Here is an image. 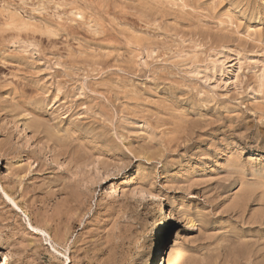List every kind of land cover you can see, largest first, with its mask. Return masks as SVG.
Listing matches in <instances>:
<instances>
[{"label": "rangeland", "instance_id": "374dc122", "mask_svg": "<svg viewBox=\"0 0 264 264\" xmlns=\"http://www.w3.org/2000/svg\"><path fill=\"white\" fill-rule=\"evenodd\" d=\"M165 236L167 264L264 255V0H0V264H158Z\"/></svg>", "mask_w": 264, "mask_h": 264}, {"label": "bare ground", "instance_id": "6f19581e", "mask_svg": "<svg viewBox=\"0 0 264 264\" xmlns=\"http://www.w3.org/2000/svg\"><path fill=\"white\" fill-rule=\"evenodd\" d=\"M37 125H38V124H37ZM37 125H36V126H37ZM52 136H54V135H52ZM59 137H60V136H59ZM44 138H46V137H44ZM75 138L77 139V137H75ZM64 139H65V138H64ZM68 139H69V138H68ZM49 140H50V139H49ZM49 140H47L48 143L50 142ZM65 140H66V139H65ZM61 141H62V139H61ZM61 141H60V142H61ZM72 141H76V140L73 139ZM55 142H56V141H55ZM57 142H59V141H57ZM57 142H56V143H57ZM65 142H67V141H65ZM68 142H70V140H69ZM67 144H68V143H65V145H67ZM77 144H78V143H77ZM57 145H58V144H57ZM60 145H61V143H60ZM60 145H59V146H60ZM62 145H63V144H62ZM65 145H64V146H65ZM75 145H76V144H75ZM75 145H74V146H75ZM79 145H80V144H79ZM56 147H58V146H56ZM62 147H63V146H62ZM67 147H68V145L66 146V148H67ZM77 147H78V146H77ZM83 147H84V146H83ZM60 148H61V146H60ZM66 148H65V149H66ZM68 148L70 149V147H68ZM71 148H72V146H71ZM58 149H59V148H58ZM63 149H64V148H63ZM81 149H82V147H81ZM81 149H80V150H81ZM85 149H89V150H90V148H85ZM67 150H68V149H67ZM73 150H74V149L72 148V151H73ZM82 150L84 151V149H82ZM53 151H54V150H53ZM60 151H61V153H62L64 150H60ZM69 151H70V150H69ZM72 151H71V152H72ZM83 151H82V152H83ZM50 152H51V151H50ZM65 152H67V153H71V152H68V151H65ZM65 152H64V153H65ZM74 152H75V151H74ZM82 152H81V153H82ZM87 152H88V151H87ZM61 153H60V154H61ZM75 153H76V152H75ZM85 153H86V152H85ZM85 153H84V154H85ZM90 153H91V152H90ZM90 153H89V154H90ZM52 154H53V153H52ZM89 154H88V155H89ZM91 154H92V153H91ZM93 154H94V153H93ZM55 155H56V153L54 154L53 159H55V158L57 159V157H55ZM57 155H58V154H57ZM57 155H56V156H57ZM64 155H65V154H64ZM67 155H68V154H67ZM75 155H76V154H74V156H75ZM77 155H78V154H77ZM52 156H53V155H52ZM52 156H51V157H52ZM59 156L62 157V155H59ZM59 156H58V159H59ZM65 156H66V155H65ZM68 156H69V155H68ZM107 157H108V156H107ZM66 158H67V156H66ZM83 158H84V157H83ZM67 159H68V158H67ZM69 159L72 160V158H70V157H69ZM69 159H68V160H69ZM79 159H80V158H79ZM85 159H86V157H85ZM91 159H92V157H91ZM108 159H109V158H108ZM82 160H83V159H82ZM89 160H90V156H89V158L87 157V161H89ZM78 161H79V160H78ZM85 161H86V160H85ZM95 161H97V160H95ZM95 161H94V162H95ZM69 162H70V161H69ZM71 162H72V161H71ZM71 162H70V164H72ZM89 162H90V161H89ZM94 162H93V163H94ZM80 163H84V164H85L84 160L81 161ZM80 163H79V165H80ZM86 163H87V162H86ZM75 164H76V163H74V165H75ZM60 165H62V164H60ZM76 165H77V164H76ZM79 165H78V166H79ZM87 165H88V164H87ZM87 165H86V166H87ZM66 166H67V165H66ZM66 166H65V167H66ZM80 166H81V165H80ZM82 166H83V164H82ZM69 167H70V166H69ZM69 167H68V169H69ZM76 167H77V166H76ZM71 168H72V166H71ZM83 168H84V167H83ZM73 169H74V167H73ZM77 169H78V168H77ZM65 170H66V168H65ZM71 170H72V169H71ZM79 170H81V169H79ZM236 170H237V169H236ZM236 170H235V171H236ZM68 171H69V170H68ZM72 171H73V170H72ZM81 171H82V170H81ZM69 172H70V171H69ZM69 172H68V173H69ZM76 172L79 173L78 171H76ZM70 173H72V172H70ZM77 173H76V174H77ZM237 173H238V172H237ZM70 175L74 178V176H73L74 174H70ZM79 175H80V174H79ZM79 175H78V176H79ZM256 175H257V174H256ZM75 176H76V175H75ZM65 177H66V176H65ZM67 177H68V180H69L70 177L68 176V174H67ZM259 177H260V176H259ZM75 178H76V177H75ZM75 178H74V179H75ZM59 179H62V178H59ZM70 179H71V178H70ZM262 179H263V178H262ZM56 180H58V179H56ZM64 180L66 181V178H65ZM76 180H77V179H76ZM78 180H79V179H78ZM80 180H81V179H80ZM59 181H60V180H59ZM70 181H73V180H70ZM81 181H82V180H81ZM261 181H262V180H261ZM75 182L77 183L78 181H75ZM262 182H263V181H262ZM56 183H57V182H56ZM68 183L70 184V182H68ZM72 183H73V182H72ZM72 183H71V184H72ZM83 184H84V183H83ZM83 184L80 183L79 185L81 186V185H83ZM65 185H66V183L64 184V186H65ZM73 185H75V183H74ZM77 185H78V184H77ZM61 186H62V185H61ZM64 186H63V190H64ZM71 186H72V185H71ZM71 186H70V187H71ZM75 186H76V185H75ZM75 186H73V187H75ZM70 187H69V188H70ZM73 187H72V188H73ZM28 188H29V187H28ZM28 188H27V189H28ZM30 188L32 189V187H30ZM55 188H56V187H55ZM72 188H70V190H71ZM58 189L60 190V188H58ZM25 190H26V189H25ZM59 190H58V191H59ZM70 190H69V191H70ZM26 191H27V190H26ZM26 191H25V192H26ZM61 191H62V190H61ZM61 191H60V192H61ZM65 191H66V190H65ZM71 191H72V190H71ZM71 191H70V193H69V194H70V197H71ZM74 191H75V190H74ZM74 191H72V192H74ZM77 191H78V189H77ZM23 193H24V192H23ZM23 193H21V194L23 195ZM27 193L29 194V192H27ZM27 193H26V194H27ZM32 193H35L34 190H33ZM61 193H62V192H61ZM61 193H60V194H61ZM65 193L68 194V190H67V192H65ZM243 193H244V192H243ZM57 194H58V193H57ZM72 194H73V193H72ZM7 195H8V194H7ZM44 195H45V194H44ZM76 195H78V192H76ZM8 196H10V195H8ZM25 196H26V195H25ZM28 196H29V195H28ZM28 196H27V197H28ZM65 196H66V195H65ZM68 196H69V195H68ZM68 196H66V197H68ZM73 196H75V194H74ZM80 196H82L81 193H80L79 197H80ZM239 196H240V195H239ZM241 196L243 197V196H245V195H241ZM241 196H240V197H241ZM70 197H69V198H70ZM76 197H77V196H76ZM76 197H74V199H75ZM242 197H241V198H242ZM24 198H25V197H24ZM43 198H44V199H43ZM45 198H46V197H42L43 200H45ZM48 198H49V197H48ZM238 198H239V197H237V200H238ZM249 198H250V197H249ZM26 199H27V198H26ZM26 199H25V200H26ZM28 199H30V198H28ZM40 199H41V198H40ZM49 199H50V198H49ZM64 199H66V198L64 197L62 200H64ZM71 199H72V198H71ZM71 199H70V200H71ZM74 199H72V200L74 201ZM76 199H77V198H76ZM81 199H82V198H81ZM239 199H240V198H239ZM31 200H32V198H31ZM60 200H61V199H60ZM62 200H61V201H62ZM66 200L68 201L69 199H66ZM72 200H71V201H72ZM240 200H241V199H240ZM243 200H244V199H242V201H243ZM36 201H37V200H36ZM45 201H46V200H45ZM48 201H49V200H48ZM71 201H70V204L68 203V206L70 205V206L72 207ZM75 201H76V200H75ZM80 201H81V200H80ZM238 201H239V200H238ZM238 201H237V203H238ZM244 201H246V200H244ZM14 202H15V201H14ZM30 202H31V201H30ZM42 202L44 203V201H42ZM42 202H40V204H41ZM78 202H79V201H78ZM239 202H240V201H239ZM31 203H32V202H31ZM31 203H30V205H32ZM62 203H64V202H62ZM62 203H60V204H62ZM66 203H67V202H66ZM72 203H74V202H72ZM243 203H244V202H243ZM34 204H35V203H34ZM57 204H59V202H58ZM74 204H75V203H74ZM238 204H240V203H238ZM245 204H246V203H245ZM66 205H67V204H66ZM32 206H34V205H32ZM44 206H45V204H43V208H44ZM46 206H48L47 203H46ZM63 206L65 207L64 204H63ZM70 206L68 207V209L71 208ZM74 206H75V205H74ZM79 206H80V205H79ZM237 206H238V205H237ZM239 206H240V205H239ZM58 207H60V205H59ZM245 207H246V206H245ZM245 207H244V208H245ZM55 208H56V206H55ZM241 208H242V207H240V209H241ZM28 209H29V208H28ZM32 209H33V208H32ZM45 209H46V208H45ZM45 209H44V211H45ZM56 209H57L58 211L60 210V209H58V208H56ZM56 209H53V210L57 211ZM61 209H64V208L61 207ZM66 209H67V208H66ZM242 209H243V208H242ZM39 210H40V209H39ZM41 210H42V208H41ZM243 210H245V209H243ZM34 211H35V210H34ZM36 211H37V210H36ZM58 211H57V212H58ZM64 211H65V209H64ZM66 211H68V210H66ZM66 211H65V214L67 213ZM239 211L241 212V210H239ZM239 211H238V212H239ZM245 211H246V210H245ZM245 211H244V212H245ZM42 212H43V211H42ZM60 212H61V214H62V210H61ZM69 212H73V211H70V210H69ZM69 212H68V214H69ZM35 213H36V212H35ZM35 213H34V215L37 216V214H35ZM44 213H45V212H43V214H44ZM58 213H59V212H58ZM58 213H57V214H58ZM256 213H257V212H256ZM256 213H255V214H256ZM38 214H40V212H38ZM41 214H42V213H41ZM48 214H49V213H48ZM51 214H52V213H51ZM51 214H50V215H51ZM68 214H66L65 216L67 217ZM242 214H244V213L242 212ZM34 215H33V217L35 218L36 216H34ZM45 215H46V214H45ZM62 215H63V214H62ZM69 215H70V214H69ZM253 215H254V214H253ZM253 215H252V216H253ZM39 216H40V215H39ZM41 216H42V215H41ZM56 216H57V215H56ZM63 216H64V215H63ZM65 216H64V217H65ZM241 216H243V215H241ZM256 216H257V215H256ZM43 217H44V215H43ZM45 217H46V216H45ZM45 217H44V219H45ZM48 217H49V216H48ZM66 217H65V218H66ZM71 217H72V216H70L69 218L71 219ZM250 217H251V216H250ZM250 217L247 218V219H250ZM40 218H42V217H40ZM49 218H52V215H51V217H49ZM59 218H60V217H59ZM61 218H62V216H61ZM67 218H68V217H67ZM52 219H53V218H52ZM251 219H252V218H251ZM251 219H250V220H251ZM253 219H256V218H253ZM257 219H258V217H257ZM257 219H256V220H257ZM260 219H261V218H260ZM37 220H38V219H37ZM53 220H54V219H53ZM56 220L58 221V219H56ZM59 220L62 221L61 219H59ZM39 221H40V220H39ZM47 221H48V220H47ZM47 221H46V222H47ZM57 221H56V222H57ZM247 221H248V220H247ZM251 221H252V220H251ZM253 221H254V220H253ZM35 222H36V221H35ZM37 222H38V221H37ZM48 222H49V221H48ZM48 222H47V224L50 225L52 221L49 222V223H48ZM53 222H54V221H53ZM56 222H54V223H56ZM58 222H59V221H58ZM63 222H65V221H63ZM67 222H68V221H67ZM255 222H257V221H255ZM249 223H250V222H249ZM249 223H248V224H249ZM40 224H41V222H40ZM56 224H57V223H56ZM65 224L67 225V223H65ZM171 224H174V219L171 220ZM254 224H255V223H254ZM33 225L36 226V224H33ZM37 225H38V224H37ZM42 225H43V224H42ZM251 225H253V224L251 223ZM46 226H48V225H46ZM46 226H45V227H46ZM51 226H52V225H51ZM53 226H55V224H54ZM59 226H60V225H59ZM59 226L56 225V227L61 228V227H59ZM61 226L63 227V224H62ZM170 226H172V225H170ZM193 226H194V225H193ZM64 227H66V226H64ZM36 228H38V227L36 226ZM40 228H41V227L39 226V229H40ZM43 228H44V227H42V229H43ZM58 228H56V229L58 230ZM66 228H67V227H66ZM168 228H169V227H168ZM191 228H192V223L189 222V223H187L186 228H184V230L186 231V230H189V229H191ZM49 229H50V228H49ZM63 229H64V228H63ZM63 229H60V230L62 231ZM44 230H45V229H44ZM46 230H47V229H46ZM46 230H45V232H46ZM41 231H42V230H41ZM50 231L52 232L51 229H50ZM55 231H56V230H55ZM64 231H66V230H64ZM58 232H59V231H58ZM58 232H56V234L53 232V234H55L56 236H58V235H57ZM46 233H47V232H46ZM59 233H60V232H59ZM61 233H62V235H63L64 232L62 231ZM61 233H60V236H61ZM66 233H67V232H66ZM69 233H70V231H69ZM47 234H48V233H47ZM50 236H51V235H50ZM66 236H68V235H66ZM62 237H63V236H62ZM223 237H224V236H223ZM56 238H57V237H56ZM59 238L61 239V237H59ZM68 238H69V237H68ZM68 238H67V240H68ZM177 238H178V236H177ZM53 239H55V236H54ZM62 239H63V238H62ZM62 239H61V240H62ZM54 241H55V240H54ZM177 241H178V240H177L176 238H175L173 241L170 240L169 238H167L166 236L163 238V240H162V249H164V250H162V253H161L160 258H159V261H158V264H167V263L171 260V258H172V256H173V253H174V250H175V248H176V243H177ZM32 242H33V241H32ZM32 242H31V243H32ZM35 242H36V241H35ZM35 242H34V243H35ZM62 242H63V241H62ZM65 242H67V241L65 240ZM257 242H258V241H257ZM56 243H57V242H56ZM59 243H61V242H59ZM35 244H36V243H35ZM35 244H34V245H35ZM57 244H58V243H57ZM62 244H63V243H62ZM160 244H161V243H160ZM242 244H243V243H242ZM30 245H31V244H29L28 247H29ZM37 245H39V244L37 243L36 246H37ZM121 245H122V244H120V246H121ZM220 245H222V244H220ZM248 245L250 246V244H248ZM252 245L254 246V244H252ZM31 246H32V245H31ZM115 246H116V245H115ZM217 246H218V245H217ZM217 246H216V247H217ZM259 246H260V245H259ZM32 247H34V246H32ZM61 247H62V246H61ZM240 247H241V246H240ZM250 247H251V246H250ZM255 247H256V246H255ZM38 248H39V247H38ZM108 248H109V247H108ZM122 248H123V245H122ZM127 248H128V247H127ZM235 248H236V247H235ZM238 248H239V247H238ZM243 248H246V249H247V247H243ZM257 248H258V247H257ZM259 248H260V247H259ZM34 249H35V248H33V250H34ZM113 249H114V247H113ZM117 249H118V247H117ZM123 249L125 250V247H124ZM216 249H217V248H216ZM236 249H237V248H236ZM236 249H235V250H236ZM249 249H250V248L248 247V249H247V253H248V254H249V252H248ZM251 249H252V248H251ZM251 249H250V250H251ZM36 250H37V249H35V251H36ZM39 250H40V248H39ZM114 250H115V249H114ZM114 250H113V251H114ZM231 250H232V249H231ZM237 250H238V249H237ZM237 250H236V251H237ZM241 250L243 251L244 249H241ZM241 250H240V251H241ZM253 250H254V249H252V251H253ZM255 250H256V249H255ZM255 250H254V252L256 253L257 251H255ZM258 250H259V249H258ZM27 251H29V250L27 249ZM31 251H32V250H31ZM40 251H41V250H40ZM40 251H38V252H40ZM85 251H86V250H85ZM85 251H84V252H85ZM88 251H89V250H88ZM109 251H110V250H109ZM130 251H131V250H130ZM130 251H129V252H130ZM216 251H217V250H216ZM216 251L212 250L211 252H213V254H214V252H216ZM229 251H230V250H229ZM236 251H233V252L236 253ZM252 251H250V252H252ZM259 251H260V250H259ZM32 252H33V251H32ZM41 252H42V251H41ZM78 252H79V249H78ZM121 252H123V251L121 250ZM126 252H127V251H126ZM223 252H224V251H223ZM227 252H228V251H227ZM237 252H239V250H238ZM243 252H244V251H243ZM29 253H30V252H29ZM34 253H35V252H34ZM87 253H88V252H87ZM109 253H110V252H109ZM109 253H108V254H109ZM111 253H114V252L111 251ZM123 253H125V252H123ZM157 253H158V252H157ZM219 253H220L221 255L223 254V253H221V250H220V252H218L217 254L215 253V254L218 255V256H221V255H219ZM244 253L246 254V251H245ZM244 253H242V255H243ZM252 253H253V252H252ZM252 253H250V256H251ZM255 253H254V254H255ZM35 254H36V253H35ZM88 254H89V253H88ZM130 254H132V253H130ZM158 254H159V253H158ZM209 254H210V253H209ZM213 254H212V255H213ZM226 254H227V253H226ZM229 254H231V253L229 252ZM229 254H228V255H229ZM29 255H30V254H29ZM74 255L76 256L77 254L75 253ZM84 255H85V254H84ZM109 255H110V256H111V255L113 256L114 254H109ZM123 255H124V254H123ZM123 255L121 254V257H123ZM125 255H126V254H125ZM125 255H124V256H125ZM210 255H211V254H210ZM216 255H215V256H216ZM231 255H232V254H231ZM238 255L240 256L239 253H238ZM256 255H257V254H256ZM32 256H33V255H32ZM32 256H31V257H32ZM37 256H38V255H37ZM77 256H81V255H77ZM119 256H120V254H119ZM128 256H129V255H128ZM180 256H182V255H179V257H177V258H179V259L181 260L182 257L180 258ZM191 256H192V255H191ZM194 256H195V255H194ZM206 256H208V255H206ZM226 256H227V255H226ZM252 256H253V254H252ZM33 257H34V256H33ZM117 257H118V256H117ZM131 257H132V256H131ZM131 257H130V258H131ZM192 257H193V256H192ZM222 257H223V256H222ZM227 257H229V256H227ZM232 257H233V256H232ZM234 257H235V256H234ZM243 257L245 258L244 255H243ZM256 257H257V256H256ZM262 257H264V255H262ZM262 257H261V259H262ZM34 258H35V257H34ZM34 258H33V261L35 262ZM83 258H84V256H83ZM183 258H186V257H183ZM196 258H198V257L196 256ZM196 258H194V259H196ZM207 258L210 259L211 257H206V259H207ZM212 258H213V257H212ZM216 258H217V257H216ZM218 258H219V257H218ZM236 258H237V257H236ZM236 258H235V259H236ZM248 258H249V257H248ZM248 258H247V259H248ZM253 258H255V256H254ZM258 258H259V257H258ZM74 259H75V258H74ZM77 259H78V258H77ZM113 259L116 260V258H113ZM127 259H128V258H127ZM186 259H187V258H186ZM199 259H202V258H199ZM208 259H207V260H208ZM214 259H215V257H214ZM222 259H223V258H222ZM235 259H233V260H235ZM241 259H242V258H241ZM241 259H240V261H241ZM245 259H246V258H245ZM245 259H243V260H245ZM259 259H260V258H259ZM261 259H260V260H261ZM263 259H264V258H263ZM110 260L112 261V259H110ZM118 260H119V259H118ZM121 260H122V259H121ZM175 260H176V259H175ZM175 260H174V261H175ZM197 260H198V259H197ZM202 260H205V258L203 257ZM207 260H206V263H208ZM210 260H211V259H210ZM210 260H208V261H210ZM218 260H220V259H218ZM238 260H239V258H238ZM252 260H253V259H252ZM255 260H258V259L255 258ZM260 260H259V261H260ZM40 261H41V260H40ZM80 261H81V259H80ZM82 261H83V260H82ZM103 261H106V260L104 259ZM107 261H109V260L107 259ZM107 261H106V262H107ZM174 261H173V262H174ZM177 261H178V260H177ZM188 261H189V260H188ZM194 261H195V260H194ZM214 261H215V260H214ZM221 261H222V260H221ZM259 261H258V262H255V263L257 264V263H259ZM106 262H105V263H106ZM120 262H121V261H120ZM125 262H126V261H125ZM128 262H129V261H128ZM182 262H183V261H182ZM184 262H185V261H184ZM184 262H183V263H184ZM191 262L193 263V261H191ZM201 262H202V261H201ZM226 262H227V261H226ZM232 262H233V261H232ZM250 262H251V261H250ZM109 263H112V262H109ZM115 263H117V261H116ZM171 263H172V262H171ZM175 263H176V261H175ZM175 263H174V264H175ZM177 263H178V262H177ZM177 263H176V264H177ZM188 263H189V262H188ZM195 263H196V262H195ZM199 263H200V262H199ZM199 263H198V261H197L196 264H199ZM235 263H237V262L235 261ZM238 263H239V262H238ZM244 263H245V262H243L242 264H244ZM253 263H254V260H253ZM261 263H262V262H261ZM261 263H260V264H261ZM34 264H35V263H34ZM36 264H37V261H36ZM126 264H127V263H126ZM169 264H170V263H169ZM190 264H191V263H190ZM203 264H204V263H203ZM213 264H217V263L214 262ZM223 264H224V263H223ZM247 264H248V262H247ZM263 264H264V262H263Z\"/></svg>", "mask_w": 264, "mask_h": 264}]
</instances>
